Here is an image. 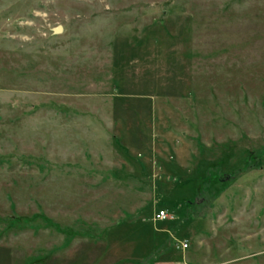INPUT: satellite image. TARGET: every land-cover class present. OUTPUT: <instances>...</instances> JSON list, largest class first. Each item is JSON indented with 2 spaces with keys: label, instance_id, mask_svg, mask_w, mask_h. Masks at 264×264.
<instances>
[{
  "label": "rangeland",
  "instance_id": "rangeland-1",
  "mask_svg": "<svg viewBox=\"0 0 264 264\" xmlns=\"http://www.w3.org/2000/svg\"><path fill=\"white\" fill-rule=\"evenodd\" d=\"M263 148L264 0H0V264H264Z\"/></svg>",
  "mask_w": 264,
  "mask_h": 264
},
{
  "label": "trees",
  "instance_id": "trees-1",
  "mask_svg": "<svg viewBox=\"0 0 264 264\" xmlns=\"http://www.w3.org/2000/svg\"><path fill=\"white\" fill-rule=\"evenodd\" d=\"M262 153H264V148L261 149L259 152H253V153H251L250 155H248V157L246 158V167H244V169H242L241 173H243V172L249 170L250 168H253L254 165L252 164V160H254V162H255V161H258V160H259V157L261 156ZM215 169L217 170L218 168H215ZM211 172H214V173H215V175H216V177H217L216 181L219 182V179H220L222 176H220L216 171H213V170H212ZM206 173L211 174V173H210V170L207 171ZM236 175H237V172H236V173H233V175H232V177H230L229 181L231 182L232 180H234L235 177H236ZM224 177H225V176H224ZM228 183H229V182H228ZM200 194H201V192H199V193L197 194V195L199 196V198H200V199L203 198V199L205 200L206 197H205L204 195H202V196H204V197H200ZM202 194H203V192H202ZM198 196H196L195 199H196ZM209 200H211V198H207L205 201L207 202V201H209ZM205 201H204L203 204H200V203H199V204L201 205V208H202V209H203V207L205 206ZM202 209H201V210H202ZM36 217H37V216H36ZM151 257H152V254H150L149 256H147V258H145L144 260H142V262H140V264H142L143 262L148 261Z\"/></svg>",
  "mask_w": 264,
  "mask_h": 264
},
{
  "label": "built area",
  "instance_id": "built-area-1",
  "mask_svg": "<svg viewBox=\"0 0 264 264\" xmlns=\"http://www.w3.org/2000/svg\"><path fill=\"white\" fill-rule=\"evenodd\" d=\"M166 215L164 214V212H160L158 213L155 218L158 219V220H161V219H165ZM184 248H186V245L184 244L183 246Z\"/></svg>",
  "mask_w": 264,
  "mask_h": 264
},
{
  "label": "water",
  "instance_id": "water-1",
  "mask_svg": "<svg viewBox=\"0 0 264 264\" xmlns=\"http://www.w3.org/2000/svg\"><path fill=\"white\" fill-rule=\"evenodd\" d=\"M53 32H54L55 34H59V33L61 32V28H60V27H57V28H55V29L53 30Z\"/></svg>",
  "mask_w": 264,
  "mask_h": 264
}]
</instances>
